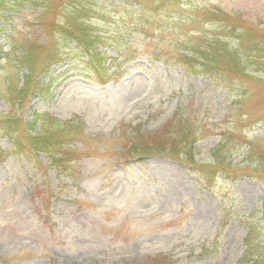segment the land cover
I'll list each match as a JSON object with an SVG mask.
<instances>
[{"label": "rangeland", "instance_id": "374dc122", "mask_svg": "<svg viewBox=\"0 0 264 264\" xmlns=\"http://www.w3.org/2000/svg\"><path fill=\"white\" fill-rule=\"evenodd\" d=\"M31 1L1 14L4 52L7 37L22 34L45 44L41 10ZM119 1L80 2L91 12L74 26L95 39L114 74L106 85L82 70V55L67 40L61 61L36 72L41 89L18 106L25 71L0 58V264H132L159 256L168 259L163 264H235L246 251L249 264H264V75L254 72L259 62L244 37H224L216 30L224 24L204 16L205 9L240 16L234 22L264 45V0H182L181 20ZM134 1L147 7L148 0ZM212 38L239 49L246 78L192 76L177 64L179 52ZM34 113L81 124L83 135L68 146L77 157L65 171L42 176L37 167H48L47 158L30 156L9 136V118L29 125ZM169 123L172 138L173 127L193 125L199 162L223 146L237 178L209 191L179 163L123 154L132 128L161 134Z\"/></svg>", "mask_w": 264, "mask_h": 264}, {"label": "trees", "instance_id": "16d2710c", "mask_svg": "<svg viewBox=\"0 0 264 264\" xmlns=\"http://www.w3.org/2000/svg\"><path fill=\"white\" fill-rule=\"evenodd\" d=\"M3 1L0 0V6H2ZM22 1L10 0L6 4L10 7L6 8V10L10 11L13 7L20 9ZM82 1L85 0L31 1L33 6L41 10L40 15L36 19L37 25L44 30L46 35V42L43 45L38 44L37 40L33 39L30 34H22V37L19 39L7 37L10 48L3 56L15 71L19 72L20 69L25 71L22 87L19 89L15 88L17 101L20 106L32 91L39 89L38 83L35 80L39 72L48 70L60 61L62 43L53 40V33L62 36L65 40H72L76 43L77 49L88 57V61L85 64L86 69L96 74L95 77H102L103 73H106V70L101 67V55L93 47L95 39L90 38L85 29L77 30L74 27L78 20H86L88 18L87 14L91 12L86 4L80 3ZM134 4L141 8V14H157L161 12V15H158L166 19L176 16L178 20H181L179 7L183 4L182 0H148L147 7L139 2H134ZM190 8L192 7L190 6ZM12 11L17 10L12 9ZM204 16L210 21L224 24L223 27L217 26L218 29H216L221 31L220 33L224 37H230L238 42L244 37L247 40L248 49L255 51L252 58L259 62L258 69L254 72L264 75V62L259 59V54L264 55V45L260 41L259 45L255 44L257 38L254 30L236 24L240 23L242 19L240 16H232L220 10L207 11L206 9ZM2 18L0 16L1 20ZM186 18L190 19V16L187 15ZM9 20L11 19L7 21ZM235 20H237L236 23L234 22ZM261 38L263 41L264 36ZM198 39H202V36H199ZM2 47L0 45V50ZM45 49L48 50L44 52ZM187 49L191 53L190 56L177 54L176 57L177 64L190 75H201L219 81H221V78H224L222 76L223 72L239 75L242 78L247 77L244 74L246 69L242 67L239 49L237 47L233 49L229 48V43L223 42L221 39L212 38L203 44L191 45ZM224 64H227L230 68H227V70L222 69L220 65ZM38 67L39 70L36 71ZM9 88L11 90L10 85ZM243 95L240 94L242 97ZM9 119V136L11 133L13 134L12 141L18 147L23 148L26 152H40L49 155L53 168L64 169L66 167L69 163L68 157L70 156V151L64 150V147L66 143L72 142L80 136L81 131H79L77 125L56 121L45 114L36 115L30 126L23 125L11 118ZM37 123L39 124V131H34L33 128ZM172 126L169 123L161 134L147 136H139L138 129L132 128L134 136L127 140L126 155L131 158L147 156L171 158L193 169L195 174L202 179L207 187H214L216 176L227 173L228 168H230V165L224 163L221 155L223 146L212 151V164L197 163L193 156L195 140L193 137V125L182 123L178 124L177 127H173L177 129L176 134L173 136L174 138L169 135ZM29 130L33 133H29ZM166 261L167 258L159 256L133 264H163ZM248 261L249 256L245 255L237 264H247L249 263Z\"/></svg>", "mask_w": 264, "mask_h": 264}]
</instances>
